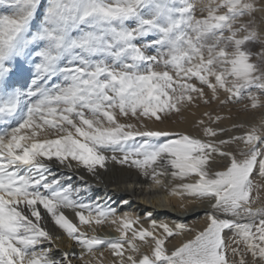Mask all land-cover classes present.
Here are the masks:
<instances>
[{"label": "snow or ice", "instance_id": "1", "mask_svg": "<svg viewBox=\"0 0 264 264\" xmlns=\"http://www.w3.org/2000/svg\"><path fill=\"white\" fill-rule=\"evenodd\" d=\"M0 9V264H264V0ZM201 103L259 119L162 127ZM109 162L199 201L204 225L119 214L76 175ZM109 218L119 235L95 234ZM65 235L79 252L54 247Z\"/></svg>", "mask_w": 264, "mask_h": 264}, {"label": "bare ground", "instance_id": "2", "mask_svg": "<svg viewBox=\"0 0 264 264\" xmlns=\"http://www.w3.org/2000/svg\"><path fill=\"white\" fill-rule=\"evenodd\" d=\"M253 115H255L257 120L259 119V113H251V119ZM192 116L193 114H187L183 121L177 120L173 122V129L179 128L189 133L197 134L198 129L193 128L192 125V122H194L192 121L194 118ZM222 123L225 127H231L232 120ZM76 175L83 176L87 183L92 186V195L110 197L109 203L117 207L119 214L122 215L127 212L133 217L139 216L141 223L145 227L150 225V221L147 219V214L149 213L157 221L162 220L169 223L181 221L190 226L196 224L200 227L204 225L205 213L203 208L205 205H202L199 201L191 199L181 200L178 197L170 195L168 191L158 188L149 179L139 175L135 169H129L127 166L109 162L108 169L101 170V179L99 181L83 171L78 172ZM253 179L256 183L264 184V177L256 175ZM262 195H264V192H262ZM110 220L111 218H109V222H105L103 225L94 224L93 227L96 229L95 234L106 237H116L119 235L116 231L117 225H112ZM138 226L134 225V227ZM49 227H52V225H49ZM87 230L91 235V229ZM227 235L231 236L232 233L229 232ZM171 243L176 244L173 241ZM54 247L64 251H71L73 249L77 252L80 251L79 247L66 235L61 240L56 241ZM57 255H59V252H57ZM105 257L110 258L108 252H105ZM73 264H79V261H74ZM105 264H109L107 259Z\"/></svg>", "mask_w": 264, "mask_h": 264}, {"label": "rangeland", "instance_id": "3", "mask_svg": "<svg viewBox=\"0 0 264 264\" xmlns=\"http://www.w3.org/2000/svg\"><path fill=\"white\" fill-rule=\"evenodd\" d=\"M0 11H3V9H0ZM205 110L207 111H214L213 114H215V112H219L222 116L225 117V119L223 120V122H228V121H233V120H251V113L249 112H245L242 110V104L241 105H228L224 108H220L218 105H216L215 103H213L210 106H205L202 103L199 106H193L188 112H186L184 114V118H180V117H173L171 120L166 121L164 125H162V127H164L167 130L170 131H184L182 129H173V125L175 121L177 120H184L187 116V114H193L192 117L194 122H192L193 128L197 129L194 125H195V121L198 120L201 116V113L204 112ZM172 126V127H171ZM180 240V237H177L175 239H173L172 241L175 242L176 244H178L177 242Z\"/></svg>", "mask_w": 264, "mask_h": 264}]
</instances>
